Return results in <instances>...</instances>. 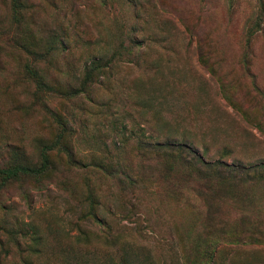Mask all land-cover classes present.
I'll list each match as a JSON object with an SVG mask.
<instances>
[{
  "label": "rangeland",
  "instance_id": "374dc122",
  "mask_svg": "<svg viewBox=\"0 0 264 264\" xmlns=\"http://www.w3.org/2000/svg\"><path fill=\"white\" fill-rule=\"evenodd\" d=\"M0 264H264V0H0Z\"/></svg>",
  "mask_w": 264,
  "mask_h": 264
},
{
  "label": "trees",
  "instance_id": "16d2710c",
  "mask_svg": "<svg viewBox=\"0 0 264 264\" xmlns=\"http://www.w3.org/2000/svg\"><path fill=\"white\" fill-rule=\"evenodd\" d=\"M172 146L173 145L168 144L165 145V147L167 148L166 152L170 154L169 158H176L178 161L184 163L185 170L189 171L192 174L194 172L200 173L205 171L209 172V175H213L214 177H218L230 183H234L235 181H238V183L250 182L252 178V172H249L248 170L241 169L237 166L225 165L221 162L206 165V162L203 160V157L198 155L195 151L191 150L190 148L185 147L184 151L182 148H174ZM255 170L257 171V169ZM256 175L263 176L262 172Z\"/></svg>",
  "mask_w": 264,
  "mask_h": 264
}]
</instances>
